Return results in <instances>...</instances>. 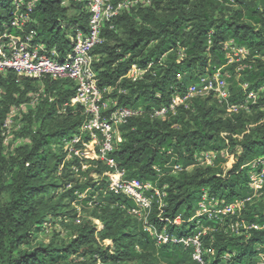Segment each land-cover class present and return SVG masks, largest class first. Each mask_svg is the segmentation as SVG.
<instances>
[{
  "label": "trees",
  "instance_id": "obj_1",
  "mask_svg": "<svg viewBox=\"0 0 264 264\" xmlns=\"http://www.w3.org/2000/svg\"><path fill=\"white\" fill-rule=\"evenodd\" d=\"M86 3L36 0L26 32H33L35 42L69 52L70 37L87 31ZM13 9V0H0V31L9 25ZM102 35L104 41L92 51L98 85L113 87L111 97L118 105L140 110L120 127L121 142L110 154L126 178L163 189L162 216L170 218L191 217L203 190L229 202L245 196L244 165L264 155V112L258 106L249 114L227 116L210 93L168 109L164 117L153 113L218 69L232 75L231 101L240 99L238 81L232 80L236 63L227 64L224 57L229 40L249 50L250 67L240 71L239 81L254 90L263 87L258 104L264 103V0H151L114 17ZM132 65L144 71L134 81L126 77ZM41 86L37 104L21 119L16 136L22 142L5 147L0 137V264H195L180 245H156L142 219L130 212L135 206L131 199L105 191V180L93 181L88 170L78 176L72 170L76 160H64L63 142L87 119L80 106L68 105L76 89L71 79L0 74V127L9 107L25 102ZM201 151L215 154L213 165L186 169ZM173 163L182 169L172 172L168 164ZM103 170L98 163L96 171ZM85 190L77 201L76 193ZM257 204L244 215L263 222L264 196ZM153 206L147 219L161 229L165 223L156 219V202ZM44 222L64 233L52 230L44 242L41 238L50 233ZM193 226L167 224L166 229L180 235ZM259 238L264 231L255 232L245 245L240 237L215 234L212 246L217 254L236 251L237 261L243 262Z\"/></svg>",
  "mask_w": 264,
  "mask_h": 264
},
{
  "label": "built area",
  "instance_id": "obj_2",
  "mask_svg": "<svg viewBox=\"0 0 264 264\" xmlns=\"http://www.w3.org/2000/svg\"><path fill=\"white\" fill-rule=\"evenodd\" d=\"M35 3L36 0H13L14 9L10 23L0 31V74L12 71L17 77L41 80L48 76L53 79L68 78L74 82L75 95L68 105L80 106L87 119L76 133L63 142V151L66 153L64 160L77 162V165L72 166V170L78 176H81L80 172L88 170V176L93 181L105 180V191L131 199L135 206L130 212L142 219L143 230L154 238L157 246L180 245L190 251V257L195 264H264V238H259L253 243V253L246 255L243 262L237 261L236 251L217 254L212 246L215 234L240 237V242L245 245L255 232L264 231V221H257V215L252 219L244 215L252 206H257V202L264 196V155L254 157L244 165L248 168V193L245 196L229 202L224 198L209 196L208 191L203 190L194 214L188 218L182 215L174 218L162 216L164 190L157 188L150 181L126 178L124 169L119 168L114 158L110 156L121 142L120 127L138 115L140 110L118 105L117 99L111 97L114 88H101L98 85L92 51L104 41L102 30L106 23L123 12L150 5L151 0H87L86 9L89 13L87 31H76L70 37L71 50L64 54L55 47L49 48L42 42L33 41V32H26ZM223 50L226 63H236L235 77H240V71L250 67L247 62L249 50L236 45L232 40L225 43ZM143 72L136 65H132L126 77L134 81L139 79ZM231 76L228 72L218 69L210 76L200 77L198 84L189 86L183 96L174 95L169 107L155 110L153 116L164 117L168 109L173 111L178 105H187L195 96H206L210 93L225 107L227 116L240 111L249 114L256 106L264 112V103L258 104L263 87L254 90L247 82L238 81L241 98L231 101L232 93L228 81ZM42 92L41 86L37 91L28 93L25 102L9 107L0 127L3 146L12 148L22 142L21 139L10 145L12 136L22 127L23 115L27 113L29 107L37 104ZM222 135L225 136L226 133ZM167 154L172 152L169 150ZM214 158L213 152H198L195 155V163L186 169L195 164L213 165ZM97 162L101 163L105 170L96 171ZM168 166L172 172L182 169L179 163ZM156 170L160 171L158 168ZM81 178L85 180L86 177ZM87 190L76 193V200L83 199ZM149 191L151 194H148ZM154 202L158 209L156 219L165 223L161 229H157L153 222L151 224L147 219ZM75 208L80 214L78 204H75ZM208 222L210 224H207ZM94 223L99 222L94 220ZM183 223L186 228H190V224L194 226L191 231L180 235L166 229L167 224L178 227ZM206 237H209L207 242Z\"/></svg>",
  "mask_w": 264,
  "mask_h": 264
},
{
  "label": "rangeland",
  "instance_id": "obj_3",
  "mask_svg": "<svg viewBox=\"0 0 264 264\" xmlns=\"http://www.w3.org/2000/svg\"><path fill=\"white\" fill-rule=\"evenodd\" d=\"M236 79H237V81H239V80H240V77L237 76V77H235V78H232V80H236ZM232 80L230 81V84H232ZM17 132H18V131H17ZM17 132H15V134L12 136V140L10 141V145H11V144H15V143L21 141V138L18 137V136H16ZM7 147H9V146H7ZM231 160H232L231 157H229V162H230ZM229 165H230V163L227 164V168L229 167ZM79 215L81 216L82 213H80ZM95 224H96V226H97L98 229L101 228V224H100V223H95ZM44 225H45L46 228L50 229V233L48 234V236H45V237H42V238H41V239H42L44 242H46V243H47V242L50 240V238H51V231H52V230L60 231L62 234L64 233V230H63L62 228H60L58 225H52V224H50V223H48V222H44ZM107 242H109V241H107ZM107 242H106V243H107Z\"/></svg>",
  "mask_w": 264,
  "mask_h": 264
}]
</instances>
